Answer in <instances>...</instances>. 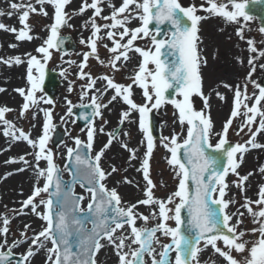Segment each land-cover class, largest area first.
<instances>
[{
  "label": "snow or ice",
  "instance_id": "snow-or-ice-1",
  "mask_svg": "<svg viewBox=\"0 0 264 264\" xmlns=\"http://www.w3.org/2000/svg\"><path fill=\"white\" fill-rule=\"evenodd\" d=\"M71 2L72 0H35L33 4L32 0H15L10 4L11 11L5 13L0 10V16L7 14L9 18L15 13L19 14L18 19L22 26L20 29L0 22V30L15 34L16 40L21 42L39 38L30 34L31 14L47 17L49 13L46 6H51L54 10V22L47 29L50 34L36 48L39 56L25 53L26 60L21 56L6 59L0 57V63L8 67L27 64V81L30 87L28 90L15 89L25 101L20 109L21 117L30 109L39 108L41 101L53 104L52 99L38 97L37 92L43 91L46 67L48 61L52 59L53 51L61 50L63 38L60 36V30L68 25L70 14L65 8ZM104 2L105 0H92L89 3L88 0H82L78 12L73 13L83 15L88 9L93 10L92 17L85 22V27L91 25L92 35L87 41L83 39L80 41L81 44H86L90 51L83 54V60L78 65L79 79L87 80L86 84L81 85V99L89 92H93L90 105L81 104L80 107L91 106L93 111L91 119L87 114L82 117L88 121L87 140L74 138L75 147H67L68 163L64 169L56 164L52 150L47 147L52 138L51 132L55 130L51 109L39 108V111L44 112L45 119L42 134L34 139L30 133H25L23 129L17 128L12 121L5 118L6 113L13 111L12 109L0 107L3 135L12 141L26 142L33 149L32 153L26 155L33 156L34 164L27 160L26 156L11 158L5 163H23L31 166L37 175V184L32 195L22 202L21 209L14 210L15 215L24 214L23 209L30 207L32 213L46 222L39 232L33 230L31 236L28 235L31 226L25 224L20 232V238H13L9 243L11 218L7 215L0 216L2 221L0 237H3L0 242V264H31L32 258L41 250L47 254L46 264H98L97 254L108 246L114 249L118 264H201V254L209 247L227 264H264V185L259 188L257 200L245 198V203L241 205L253 217V223L258 225L251 230L240 227L243 224L244 213H229L227 209L235 201L225 199L226 190L229 188L226 178L230 172L239 178L238 183H233H236L241 191L244 182L253 175L248 173L240 176L237 172L243 154L250 149L264 148V144L256 140L257 135L264 132L262 105L264 86L251 78L256 70V61L264 58V48L258 49L254 38L246 40L249 52L254 54L248 60L250 72L242 88L239 84L235 86L233 110L222 130L216 132L210 115L208 103L210 97L205 96L203 91L201 67L207 64V59L202 56L199 49L202 41L198 35L201 21L209 16H215L222 18L226 23L239 25L236 34L241 40H245V26L253 19L246 11L251 0H205L208 5L206 8L203 3L199 7L195 4L184 7L180 0H121L119 7L109 3L107 6L111 8V14L102 16L101 5ZM37 4L40 6L39 9L36 7ZM200 11L208 13V16L198 15ZM97 17L111 23L97 24ZM133 20L139 21L138 27L128 26ZM165 24L170 25V36L162 35L161 26ZM103 30L107 31L101 35ZM259 31L264 34V26H261ZM105 38L112 45L109 47L108 44H102L111 54L107 66L113 72L120 71L131 59L130 53H136L142 58L130 84L116 82L114 75L105 74L94 78L90 72L84 71L88 67L89 57H94L101 65L105 64L98 54V42ZM145 40L148 41L145 47L137 44V41ZM261 43L264 44V41ZM17 46L9 45L11 48ZM237 59L243 64L242 58ZM149 65L153 67L150 68ZM260 67L264 68V64ZM98 80L105 82L103 88L96 87ZM249 82L254 88L251 95L248 93ZM133 85L142 90L144 100L142 104L133 98ZM223 86L233 90L231 85L225 83ZM255 90H258V93ZM4 91V88H0V92ZM68 91H73L71 83ZM109 91L113 94L104 102V96ZM176 95L181 99L174 98ZM216 95L221 100L225 99L219 92ZM193 96L200 97L208 111L196 110L193 106ZM253 97L254 102L249 106L248 101L253 100ZM113 102L126 105V109L120 113L119 124L132 123L130 118L133 113H137L139 130L145 136V140L141 142L145 151L140 167L137 168L145 181L143 189L145 198L126 207L121 206L122 198L117 188H108L106 184L109 177L120 170L115 166H110V171L103 167L106 153L117 140L118 133H107L109 137L107 143L94 155L90 154L96 135L104 132L103 127L97 129L95 120L99 117L107 123L108 121L104 119V110L109 109ZM169 103L178 111L179 124L182 128L186 126V132L160 137V145L169 154L166 160L176 180V188L167 197L159 198L154 192L157 184L151 176V161L157 144L153 137L150 114ZM67 104L66 115L72 116L76 105H73L71 100H67ZM239 117H243V122L236 134L239 135L247 128L251 136L243 144L230 145L228 132L233 120ZM257 117L258 126L253 131L252 126L257 123ZM63 120L64 117H61V121ZM212 136L219 137L214 146L211 143ZM119 143L129 152L130 160L140 159L138 149L130 148L123 141ZM209 149L215 154L210 153ZM237 154H240V162L237 161ZM223 157H226L225 166H222ZM41 161L46 162V167H40ZM17 171H25V168ZM64 171L72 174L71 183L63 180ZM259 172L264 174V166L259 168ZM11 174H6L5 178ZM40 179L44 180L42 187L39 186ZM120 182L133 183L127 177ZM77 183L90 194L86 209L81 206L86 197L77 195L74 191ZM42 194H47L48 198H43ZM37 197L40 199L37 200ZM253 204L259 207L258 211L253 209ZM138 205L148 206L149 214L140 213L137 210ZM41 206L45 211H38ZM183 213L187 214V219ZM234 217L235 223H232ZM138 220L143 226H137ZM152 220L157 222L154 226L148 227ZM89 221L93 225L91 229L86 227V222ZM170 222H174L175 227ZM249 232L259 233L258 239L253 241L244 239ZM161 237L168 238L169 242L163 243ZM49 243L51 247H48ZM24 244H28L26 251L19 254V259H16L14 249ZM233 252L242 258L238 260ZM172 253H175L174 257ZM145 256L149 257L150 261H146ZM212 264H215V261H212Z\"/></svg>",
  "mask_w": 264,
  "mask_h": 264
},
{
  "label": "rangeland",
  "instance_id": "rangeland-1",
  "mask_svg": "<svg viewBox=\"0 0 264 264\" xmlns=\"http://www.w3.org/2000/svg\"><path fill=\"white\" fill-rule=\"evenodd\" d=\"M12 2H15V0H0V10H3L5 13L8 11H11L10 9V4ZM89 3L92 2V0H88ZM32 3L35 4V0H32ZM82 0H72V2L66 6L65 11L70 14V19H68V30L66 32H63L62 28L60 30V34H71L73 38H75L78 42V48L81 49H87L86 44H81L80 41L81 39L87 41L89 37L92 35V28L91 25L89 24L88 27H85V22L89 21V19L93 15V10L88 9L83 15L75 14L73 13L78 12L80 6H81ZM109 3H114L117 7L121 5V0H105L104 4L101 5L103 8V12L101 13L102 16H108L111 14V8L108 7L107 5ZM180 3L184 7H188L192 4H195L197 7H199L202 3L204 4V7H208V5L205 3V0H180ZM37 9H39V5H36ZM46 10L49 13L47 17L39 14H31L30 19H29V24L32 26V32L30 34L39 37L36 39H33L32 41H17L15 38V34L2 31L0 30V57L2 58H8V57H14V56H21L22 59L26 60L27 57L24 55L25 53H31L32 55H37L39 54L36 52V48L40 46L44 39L48 37L50 34L48 29V26L51 25L54 20H53V8L51 6H46ZM198 15L202 16H208V13L204 11H200L197 13ZM19 14L15 13L12 15L11 18L8 17L7 14L4 16H0V22L8 25V26H15L17 29H20L22 26L19 22L18 19ZM242 19V18H241ZM97 24L103 25L105 23H111V21H106L103 19H100L99 17L96 18ZM137 25H139V21L133 20L128 26L130 28H135ZM200 31L198 35L201 38V43L199 44V49L201 50V54L203 57L207 59V64L202 65L201 67V74L203 77V91L205 96L210 97L208 103L210 105V115L211 118L214 122V127L216 132H220L222 130V127L224 123L227 121V119L230 117V113L233 110V101H234V89L236 85H241V88L243 87V84L245 83V78L249 75L250 72V66L248 64V60L250 56L254 55L249 52L248 50V45L246 43V40L248 38H254L256 41V46L257 48H264V44L261 42L264 41V34H261L259 31V23L257 20L252 19L247 22L245 26V40H241L237 36V28L239 25L237 24H230L226 23L222 18H218L215 16H209V18L204 19L200 23ZM249 29H251L249 31ZM62 31V33H61ZM107 30H103L101 33L104 35V32ZM104 43H110L106 38L102 42H98V54H105V52L102 50L106 48H102V44ZM10 44H17L18 46L16 48H11L9 47ZM111 47V43L110 46ZM108 55L111 56V54L108 52ZM110 56H105L102 55L100 58L103 60H106L104 66H107V62L110 59ZM237 58H242L243 59V64H240L238 62ZM70 61H75V64H71L73 66H77L78 64V55H74L71 58L69 57ZM91 60L89 61V66L87 67V72L89 71L91 73V70L94 71L93 67L95 66L96 68L100 69V63L96 60ZM261 64H264V58H260L256 61V70L254 73H252V80H255L256 82L259 80V75L260 72L262 71L263 68L260 67ZM50 66H52L55 69L61 68V65H59V58L57 55L53 54L52 59L50 60ZM103 66V65H102ZM103 66V67H104ZM17 69L18 73L22 72L23 75L25 76V72L27 71V64H21V65H13L11 67L6 66L3 63H0V88H4L5 90L11 88L13 86H20L23 83L26 85L25 80L20 81H11L10 76L8 77L6 74L2 75L3 70H14ZM236 69V71L233 69ZM137 70V64L133 68H130L128 71L129 77H133V72ZM97 76H100V73H106L108 75H114L116 78H122L123 77V69H121L118 72H113L111 68H105L101 70L94 71ZM264 72V71H263ZM17 73V72H16ZM235 74L236 76H232ZM262 78H264V74L262 75ZM258 79V80H257ZM72 81H74L73 78H71ZM87 81V80H86ZM86 81H82L83 84H86ZM228 84L233 86V90H230L229 88L224 87V84ZM70 85V82L67 84L65 83V94L68 93L67 89L68 86ZM77 85V80H75V85L73 88H75ZM9 90V91H10ZM254 91V88L252 84L249 82L248 83V93L251 95V93ZM258 93V90H255ZM76 94H79L81 92V86L76 87ZM219 92L221 93L225 99L221 100L217 97L216 93ZM64 94V92H62ZM93 92H89L88 95H92ZM37 96L40 97V94L37 93ZM44 97V96H42ZM45 98V97H44ZM46 99V98H45ZM254 97L253 100L248 101L249 106L252 105L254 102ZM63 101V95L61 97L57 98L53 104H45L42 101L39 104V108L43 109H51L52 114H53V123L54 125H59L64 123V121H67L66 128L68 132V136L66 138V144L65 147L70 146L72 144V139L75 137H81L83 138L84 133L78 132L77 129L73 126L72 124V116H67L66 118L64 117V120L61 121V116L59 114V108L64 107L62 105ZM193 101V106L196 110H205V105L203 103V100L200 97L193 96L192 97ZM144 102V101H143ZM7 103V102H6ZM20 105L21 103L18 101V104L13 106L14 111H10L7 113L6 119L12 121L17 128L23 129L25 133H30L32 138H38V136L41 134L40 129L42 130V125L44 123V116H43V111H39V108H33L30 109L28 113L25 114L24 117L20 116ZM264 105V102H263ZM5 106L2 99L0 98V107ZM7 107V106H6ZM12 108V107H11ZM20 108V109H19ZM68 105L66 106V111H67ZM154 111V110H153ZM243 111V109H242ZM157 114V118L160 123V128H161V133L162 136H171L174 133H184L186 132V126L183 128L179 124L178 121V111L175 109V107L172 104H166L163 107H161L159 110L154 111ZM35 114V119H33V115ZM132 119V118H130ZM258 121L259 117H257V123H254L252 126L253 131L256 130L258 126ZM243 122V117H239L233 120V124L229 129L228 132V141H231L233 143H245L247 140H249L251 133L248 132V129L245 128L243 132H241L239 135L236 134L237 129L239 125ZM127 124H130L129 122H126ZM35 125V127H33ZM118 126H121L119 124V120L113 125V129L117 128ZM3 129L4 126L2 123H0V189H1V197L2 204L0 205V216L7 215L8 217L11 218V222L9 225L10 228V233L8 236L9 243H11L13 238L19 239L20 238V232L21 229L19 226L23 223L21 221L23 218L28 220L29 222L31 220H35L40 222V224L36 225L38 228H33L31 230H28V235L31 236L33 235V230L35 232H39L42 227L45 226L44 221L39 219L36 216H33L34 213L30 211V207L23 209L24 214L22 215H15L14 210H19L22 207V202L24 201L23 199L28 196L30 193L29 187H32L33 185L36 186L37 184V175L33 171V168L31 166H26L23 163H5V161L10 160L11 158H19L21 156H26V159L29 160L34 164L33 161V156L32 155H26L29 153L33 152V149L25 142L23 141H12L9 137H5L3 135ZM128 133L129 135L125 136L124 133ZM52 134V132H51ZM121 137V140L130 138L131 140L136 137L135 132H131L129 130L124 131L119 134ZM139 140H141L140 135L137 136ZM219 137L212 136L211 137V143L212 145H215L218 141ZM102 140V139H101ZM258 143L264 144V132L261 133ZM22 142V143H21ZM142 142V140H141ZM157 147L154 151L153 158H152V178L154 179V182L158 184L156 190H154L155 195L159 198H165L168 196L170 190V179L171 177H174L172 170L170 169V166L167 164L166 157L169 155L167 151L160 145V141L157 143ZM21 147V148H20ZM130 148H135L137 149L136 146H134L131 142L129 144ZM52 149V147H50ZM63 149L61 148L58 151H55L54 154V159L55 162L58 163L63 167V161L62 158H60V152H62V157H63ZM113 150H116V147L114 146L112 148ZM122 147L118 149L120 153L125 152ZM6 150V151H5ZM20 150H22V154L20 155ZM53 150V149H52ZM19 153H18V152ZM143 144L141 143V149L138 151L139 157H143ZM249 154L248 156L243 157L242 162H240V156L238 157V162H240L239 167L240 171L238 172L240 176L247 175L248 173H253V175L249 176V179L244 182L242 185L243 191H241V188L236 186V183L233 182H239V178L235 175L232 174L231 178L230 176L228 177L227 181L229 183V196L228 199L234 200L235 203L231 204L227 211L229 213H234V212H243L244 216L242 217L243 219V224L240 226L242 229L246 230H251L254 227H258L257 224L253 223V217L250 216L247 213V210L241 205L245 203V198L250 199L252 201H255L258 199V191L260 186L264 185V174H261L259 172V168L261 166H264V148L261 149H250L248 151ZM129 156L125 154L122 159L115 163L113 166L117 167L120 171L118 173L113 174V176L110 177V179L106 182L107 186L109 188H117L118 193L121 194L120 196L122 197V205L121 206H128L131 204H134L136 201L138 202V198H142V190L145 187V184L139 179L135 184H131L133 192H136L137 195H132L130 199L126 198V196L123 194V188L127 186L129 188L127 183H121L125 177H126V172L124 165H121V161L124 162L126 158ZM45 161L40 162V167L44 168L46 167V164H44ZM256 163H258L256 165ZM112 166V165H111ZM25 168L24 173L20 174V176H24L27 174V178L31 179L30 183H28V191H19V192H13L10 189L9 184L7 181L11 179L10 175H7V178H3V176H6L8 173H12L14 171H17V169L20 168ZM155 167V168H154ZM106 170H110V165H106ZM27 170V171H26ZM29 174V176H28ZM14 176V175H13ZM19 176V175H17ZM15 177V176H14ZM162 182L161 184H159ZM24 181L21 180L20 185H24ZM44 184V180L40 179L39 180V186ZM19 184L13 183L14 186H12V189L14 187L19 186ZM12 185V184H11ZM166 185V187H165ZM138 187V188H136ZM167 188V189H166ZM172 191L174 189L171 187ZM77 193L83 195V196H88L81 188L77 189ZM123 194V195H122ZM141 194V196H140ZM43 198L47 199V196L43 195ZM140 196V197H137ZM135 197V198H134ZM144 197V195H143ZM127 199V200H126ZM227 199V200H228ZM89 199H86L85 201L88 202ZM136 202V203H137ZM88 204V203H87ZM86 205V203H84ZM253 209L255 211L259 210V207L255 204L252 205ZM140 213H143L144 215L149 214V208L148 206L144 205H138L137 209ZM38 211L43 212L45 211L44 207L41 206ZM35 215V214H34ZM2 222V221H0ZM157 221L152 220L149 222L148 227L154 226V224ZM173 227H175L174 222H170ZM232 223H235V217L232 221ZM32 225L34 227V224L32 222ZM137 226H143L141 221H137ZM0 227H2V223H0ZM127 229V227H125ZM23 229V225H22ZM119 235V232L117 233ZM159 235V234H158ZM259 233L256 234H251L249 232L248 235L244 237V239L253 241L258 239ZM3 237H0V242H2ZM161 240L163 243H168L169 239L161 237ZM105 243V242H104ZM49 247H51V244H48ZM203 244L201 245V247ZM250 246V245H249ZM158 247V246H157ZM107 249L111 250V263L112 264H118V258L115 255V251L111 246L106 247ZM105 248V249H106ZM104 250H101L99 252V256L97 257L98 264L100 263L101 256L104 253ZM24 250H21L23 252ZM233 255L239 260L242 257L239 254H236L233 252ZM201 264H212V261H215V264H227V262L222 259L219 254H215L213 250L209 247L207 250H205L201 254ZM224 260V261H223ZM42 260L38 261V264H41Z\"/></svg>",
  "mask_w": 264,
  "mask_h": 264
},
{
  "label": "flooded vegetation",
  "instance_id": "flooded-vegetation-1",
  "mask_svg": "<svg viewBox=\"0 0 264 264\" xmlns=\"http://www.w3.org/2000/svg\"><path fill=\"white\" fill-rule=\"evenodd\" d=\"M79 55H80V57H79L78 60L81 61V60H82L81 58L83 57V52H80ZM130 57H131V59H130L128 62H126V63L124 64V66L121 68V69H123V68L126 69V71L123 72V77H122V79H124V78L129 79L128 71H129L130 68H133V67H134L135 62L137 61V60L134 59V56H133V55H130ZM100 68L105 69V68H109V66H104V67H100ZM66 72H67V71H64L65 74L62 75L63 81L66 82V81L69 79V77H76V74H77V73H76V74H73L72 76H70V75L67 76V75H66ZM262 74H263V72H262ZM259 78L262 79L261 77H259ZM78 79H79V76L77 77V80H78ZM99 84H100V86L97 87V88H103V87L105 86V82H103V81L100 82ZM71 94L75 95L74 92L71 91V92H68V93L63 97V101H62V105H63V106H66L67 100H69V99L71 100V98H70V95H71ZM112 94H113V93H112L111 91H109V92L107 93V95H105V96L108 97V99H109L110 96H111ZM135 94H136V93H135ZM84 100H86L85 97H84L83 99H81V95H79L78 98H77V100L75 101V105H76V106L81 105V103H82ZM114 108L118 109V112H121L122 110L126 109V105H124V104L121 103V102H113V104L109 106V109H105V110H104V117H105L107 120H110V112H111V110L114 109ZM137 116H138L137 113H133L131 118L136 119ZM128 130L131 131V132H135L136 135H140V130H139V126H138V118H137V120H136L134 123L128 125ZM103 162H104L106 165L111 163V158L109 157V155H108L107 153H106V157L104 158V161H103Z\"/></svg>",
  "mask_w": 264,
  "mask_h": 264
},
{
  "label": "bare ground",
  "instance_id": "bare-ground-1",
  "mask_svg": "<svg viewBox=\"0 0 264 264\" xmlns=\"http://www.w3.org/2000/svg\"><path fill=\"white\" fill-rule=\"evenodd\" d=\"M236 71V69L234 68L233 69V71ZM233 77L234 76H236L235 74H233L232 75ZM2 97L4 98V100L5 101H7L8 103H10V104H15V103H17L18 102V100H19V98L17 97V96H15V95H13V96H11L9 93H5L4 95H2ZM117 118H118V109H116V108H114V109H112L111 110V112H110V120H111V122L114 124L115 122H116V120H117ZM140 142H138V144H139ZM21 148V147H20ZM22 150H20V155L22 154V152H21ZM18 152V151H17ZM19 153V152H18ZM115 153V152H114ZM119 155V156H117L116 158H119V157H122V154H119V153H115V154H113L112 153V156H115V155ZM111 162H112V160H111ZM127 175L129 176V179L132 177V168H128L127 169ZM28 176H29V174H28ZM26 179H27V174L26 175H24V176H16V177H13L8 183L9 184H13V183H15V184H19L20 182H21V180L22 181H26ZM31 180V179H30ZM28 180L24 183V185H22V186H17L16 187V191H28L29 189H27L29 186H28ZM11 186V185H10ZM28 186V187H27ZM30 188V187H29ZM123 190H125L126 191V196H129V195H131V190H132V188H123ZM128 198V197H127ZM32 222H33V224H34V226L35 225H38V224H40V222H38V221H35V220H32ZM102 258H101V260H100V263L101 264H112L111 263V250L110 249H106L105 251H104V253H103V255L101 256ZM37 260H38V257L36 258V259H33L32 260V262H31V264H36V262H37Z\"/></svg>",
  "mask_w": 264,
  "mask_h": 264
},
{
  "label": "water",
  "instance_id": "water-1",
  "mask_svg": "<svg viewBox=\"0 0 264 264\" xmlns=\"http://www.w3.org/2000/svg\"><path fill=\"white\" fill-rule=\"evenodd\" d=\"M250 10V11H249ZM249 13L251 15H256L258 16L260 19H261V22H262V26H264V2L259 1L253 5H251L249 7ZM150 27H154V26H150ZM162 35H166L167 32H171V28H170V25H162ZM170 92L172 90H169ZM47 92L53 96L55 94V90H54V87H49ZM167 95V94H166ZM175 98V97H174ZM154 129H156V127H154ZM210 153H213V150H208ZM226 165V157H223L222 158V166H225ZM183 216L185 219H187V214L186 213H183Z\"/></svg>",
  "mask_w": 264,
  "mask_h": 264
}]
</instances>
